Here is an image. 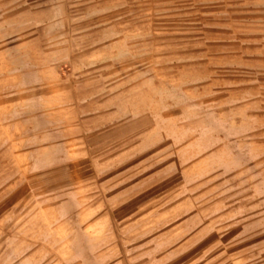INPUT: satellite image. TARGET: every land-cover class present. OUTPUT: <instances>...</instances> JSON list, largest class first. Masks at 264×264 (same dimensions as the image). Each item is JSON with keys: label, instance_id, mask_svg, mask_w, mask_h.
<instances>
[{"label": "rangeland", "instance_id": "374dc122", "mask_svg": "<svg viewBox=\"0 0 264 264\" xmlns=\"http://www.w3.org/2000/svg\"><path fill=\"white\" fill-rule=\"evenodd\" d=\"M0 264H264V0H0Z\"/></svg>", "mask_w": 264, "mask_h": 264}, {"label": "crops", "instance_id": "0c3cea01", "mask_svg": "<svg viewBox=\"0 0 264 264\" xmlns=\"http://www.w3.org/2000/svg\"><path fill=\"white\" fill-rule=\"evenodd\" d=\"M54 141V140H53ZM68 140L64 141L61 139L60 141L50 142L47 141L45 144L41 146H31L30 148L32 155L34 156L33 165L29 167L28 171L32 174H50L53 173L56 169H53L57 166H60V163L63 159L67 160L71 158L72 151L68 149L65 145H67ZM59 150V152L54 151ZM37 151V152H36ZM79 152L76 153L79 156ZM37 157V161H36ZM64 163V160H63ZM57 171V170H56ZM50 185V184H49ZM51 186V185H50ZM49 187V186H48ZM34 188V187H33ZM66 188V186H65ZM63 188V189H65ZM83 188H75L72 192L65 193V200H62L61 204L56 205L54 203L51 204L50 201L55 199V195L51 196L47 195L43 200V204L47 203V205L43 207H37L35 210V205L33 204V217L31 222L35 221H45L44 228L47 231V235L54 234L52 231H58L61 229L66 230L67 222L69 221H82V222H100L98 218H93L94 214H90L87 211V208L80 207L81 204L88 205V201L92 199V197L84 198L82 196ZM75 202V204H73ZM87 202V203H86ZM85 203V204H84ZM41 202L39 203V205ZM69 205H74L71 208H67ZM36 213V214H35ZM32 216V215H31ZM102 219V218H101ZM58 222V226L55 229L52 228L53 223ZM98 226V225H97ZM96 226V227H97ZM88 227V225H87ZM52 232V233H51ZM60 238H67L70 236V231H66L64 234L59 235ZM51 246V245H47ZM66 249V247H64ZM48 251V250H47Z\"/></svg>", "mask_w": 264, "mask_h": 264}]
</instances>
